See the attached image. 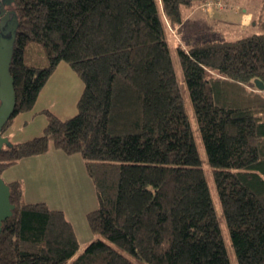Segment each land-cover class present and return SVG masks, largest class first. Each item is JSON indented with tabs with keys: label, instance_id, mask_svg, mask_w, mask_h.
<instances>
[{
	"label": "trees",
	"instance_id": "trees-1",
	"mask_svg": "<svg viewBox=\"0 0 264 264\" xmlns=\"http://www.w3.org/2000/svg\"><path fill=\"white\" fill-rule=\"evenodd\" d=\"M13 1L15 107L1 134L32 110L61 60L83 87L73 116L44 108L42 134L2 146L0 172L50 144L79 152L98 207L86 213L95 236L82 248L62 209L5 181L14 207L0 264H230L166 39L206 0ZM259 12L251 26L264 28ZM208 32H184L176 45L183 83L237 264H264V87L255 82L264 84V32ZM30 41L45 48V64L26 61Z\"/></svg>",
	"mask_w": 264,
	"mask_h": 264
},
{
	"label": "rangeland",
	"instance_id": "rangeland-1",
	"mask_svg": "<svg viewBox=\"0 0 264 264\" xmlns=\"http://www.w3.org/2000/svg\"><path fill=\"white\" fill-rule=\"evenodd\" d=\"M225 3L226 6L219 9H214V4H217V1L214 0H208L205 4H202L207 10L202 6H198L199 9L193 10L189 17L190 19H187L185 22L184 30L180 32L175 28H168L166 31V39L168 41L175 73L180 84L184 108L199 153L201 166L208 183L230 264H237L216 187L207 162L194 110L186 86L183 83L182 69L178 62L176 50L178 42L184 43V36H181L184 32L186 35L190 32H197V34L200 32H208L206 27L199 25L201 23L195 22L194 19V15L196 14L199 17H206L202 10L209 16L216 12L228 14V24L225 23L222 25L228 27L214 26V30L209 31L208 34L217 35L220 38H229L244 36L252 32H264V28L258 25L251 26L252 23L250 22L259 20V10L264 5V0H225ZM1 4L5 9L10 8L6 2L0 3V6ZM245 6L251 10L250 13L252 14L251 18L250 15L243 16L242 18L244 19L242 23L247 22L242 26L248 25V27L235 32L232 26H236V23H234L236 21L233 20L234 22H230L232 21L230 14L242 13V9ZM26 61L35 65H41L47 62L45 48L40 42L30 41L27 44ZM82 87V80L77 73L67 62L61 60L42 87L38 95V101L34 104V109L19 112L13 117V121L7 129L4 130L9 137L8 141L16 142L42 134L43 127L46 123V116L42 111L44 108L53 112L61 119L73 116L77 111L76 102ZM14 175H20L24 178L22 185L25 188L23 195L26 201L37 202L43 200L49 207L63 210L65 215L72 221L79 244L82 248L93 239L95 234L89 228L86 213L98 207V200L94 186L86 172L82 156L79 152L66 154L50 144L46 152L38 156L32 155L27 159H23V161L21 160V163L17 167H12L11 169L8 167L7 169H2L0 172V177L4 181L10 180Z\"/></svg>",
	"mask_w": 264,
	"mask_h": 264
},
{
	"label": "water",
	"instance_id": "water-1",
	"mask_svg": "<svg viewBox=\"0 0 264 264\" xmlns=\"http://www.w3.org/2000/svg\"><path fill=\"white\" fill-rule=\"evenodd\" d=\"M11 7L13 0H2ZM1 28H0V150L4 144H8V137L1 134L2 126L12 116L15 107L14 80L9 71L17 17L11 8L5 9L0 6ZM259 89L264 87L261 80H255ZM10 192L8 184L0 177V231L3 220L11 216L13 204L9 199Z\"/></svg>",
	"mask_w": 264,
	"mask_h": 264
},
{
	"label": "crops",
	"instance_id": "crops-1",
	"mask_svg": "<svg viewBox=\"0 0 264 264\" xmlns=\"http://www.w3.org/2000/svg\"><path fill=\"white\" fill-rule=\"evenodd\" d=\"M197 9H199L198 8V6L195 8V9H193V10H197ZM201 9V8H200ZM192 10V11H193ZM202 10V9H201ZM192 11H190V12H188V13H186L185 14V17H184V19H185V21H184V23L187 21V19H190L189 17H190V15H191V13H192ZM202 12H203V14L206 16V17H202V16H200L199 17V15H194V19H195V22H197V23H202V22H204V21H209L210 23H212L213 25H215V26H222L223 24H225V23H227L228 24V14H222V12H216V13H214L213 15H211V16H209V15H207L206 13H204V11L202 10ZM251 10H249V9H247V6H245V8H243L242 9V13H240V14H237V13H235V14H230L231 15V19H232V21H230V22H234V21H236V22H234V23H236V26L235 25H233L232 27L235 29V32H237V31H239V30H244L246 27H248V25L247 26H242L243 24H245V23H247V22H244V23H242L243 21H244V19H242L243 18V16L244 17H246L247 15H250V18H251ZM234 20V21H233ZM251 23H252V21H250ZM242 23V24H241ZM252 25V24H251ZM222 27H228V26H226V25H224V26H222ZM37 99H38V97H37ZM38 100H36V102H37ZM35 102V103H36ZM32 109H34V108H32ZM32 116V115H31ZM25 123V122H24ZM7 137H8V135H7ZM9 138V137H8ZM15 140H17V139H15ZM21 140H23V139H21ZM20 140V141H21ZM11 142H13V141H11ZM38 155H40V154H38ZM37 155V156H38ZM28 157H31V156H28ZM28 157H26V158H24V159H27ZM22 161H23V159H21ZM21 160H19L18 162H16L15 164H13L12 166H10L9 168L11 169L12 167H17L20 163H21ZM13 178H17V179H20L21 181H24V178L23 177H21L20 175H14V177ZM25 193V188L23 189V194ZM23 197H24V195H23ZM25 199V198H24ZM69 220H70V218L68 217V216H66ZM71 221V220H70ZM71 223H72V221H71ZM73 225V224H72ZM81 247V246H80Z\"/></svg>",
	"mask_w": 264,
	"mask_h": 264
},
{
	"label": "built area",
	"instance_id": "built-area-1",
	"mask_svg": "<svg viewBox=\"0 0 264 264\" xmlns=\"http://www.w3.org/2000/svg\"><path fill=\"white\" fill-rule=\"evenodd\" d=\"M208 0H206L203 4H205ZM217 1V4H214V9L224 8L226 6L225 0H214ZM202 6V4H201ZM204 9L206 7L202 6ZM207 10V9H206Z\"/></svg>",
	"mask_w": 264,
	"mask_h": 264
}]
</instances>
